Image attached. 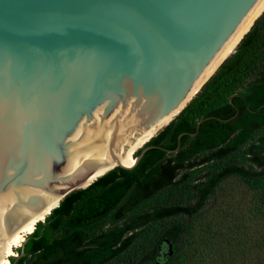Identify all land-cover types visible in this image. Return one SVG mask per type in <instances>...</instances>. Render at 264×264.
<instances>
[{
	"label": "water",
	"instance_id": "obj_1",
	"mask_svg": "<svg viewBox=\"0 0 264 264\" xmlns=\"http://www.w3.org/2000/svg\"><path fill=\"white\" fill-rule=\"evenodd\" d=\"M263 10L264 0H0V264L36 216L156 147L145 143Z\"/></svg>",
	"mask_w": 264,
	"mask_h": 264
},
{
	"label": "trees",
	"instance_id": "obj_2",
	"mask_svg": "<svg viewBox=\"0 0 264 264\" xmlns=\"http://www.w3.org/2000/svg\"><path fill=\"white\" fill-rule=\"evenodd\" d=\"M145 145L156 147L131 168L115 167L66 194L13 247L9 264H109L153 222L163 224L152 246L167 237L171 264H187L192 221L228 176L258 192L264 225V10ZM254 264H264V243Z\"/></svg>",
	"mask_w": 264,
	"mask_h": 264
},
{
	"label": "rangeland",
	"instance_id": "obj_3",
	"mask_svg": "<svg viewBox=\"0 0 264 264\" xmlns=\"http://www.w3.org/2000/svg\"><path fill=\"white\" fill-rule=\"evenodd\" d=\"M203 176L200 173L197 180ZM162 224H149L130 249L109 264H171L167 237L152 246ZM263 233L258 192L247 188L238 177L228 176L192 221V233L185 245L187 264H254L264 243Z\"/></svg>",
	"mask_w": 264,
	"mask_h": 264
},
{
	"label": "bare ground",
	"instance_id": "obj_4",
	"mask_svg": "<svg viewBox=\"0 0 264 264\" xmlns=\"http://www.w3.org/2000/svg\"><path fill=\"white\" fill-rule=\"evenodd\" d=\"M233 45H231L227 51L230 52L232 49ZM146 139V138H145ZM139 140L136 143H134L132 146L128 147L126 152L124 153V160L125 161H131L133 159V151L139 147V145L145 140ZM42 215L36 216L10 243L9 245L4 249V259L6 264H9L8 261V256L15 254L13 251V247H16L20 245L21 241L24 239V235L31 232L33 229L34 223L38 220L41 219Z\"/></svg>",
	"mask_w": 264,
	"mask_h": 264
}]
</instances>
